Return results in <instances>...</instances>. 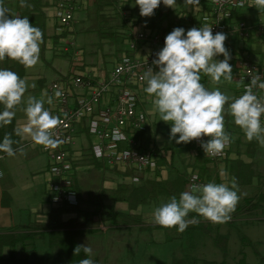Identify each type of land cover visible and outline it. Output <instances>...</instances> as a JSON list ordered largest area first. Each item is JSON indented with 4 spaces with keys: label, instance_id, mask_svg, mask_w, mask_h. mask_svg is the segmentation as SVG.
Wrapping results in <instances>:
<instances>
[{
    "label": "clouds",
    "instance_id": "9594fccd",
    "mask_svg": "<svg viewBox=\"0 0 264 264\" xmlns=\"http://www.w3.org/2000/svg\"><path fill=\"white\" fill-rule=\"evenodd\" d=\"M161 2L169 8L176 4V0H135L142 17L153 16ZM186 2L191 4L193 0ZM20 4L21 7L26 6L25 0H20ZM244 4L245 0H239V7ZM249 7L264 10V0H250ZM226 40V34L217 32L214 35L212 27L207 25L193 27L186 32L183 28H175L165 37L164 47L152 61L158 71L149 67L141 77L146 82L144 92L152 98L153 110L161 121L171 125L169 140L187 144L208 137L200 146L206 156L212 157L223 154L233 142L232 136L225 131V112L248 142L255 140L264 147V123L261 119L264 117V96L254 92V89L264 91V73L257 71L251 75L244 85L243 94L238 97H229L218 87L209 90L201 83L202 75L210 78L213 84L222 80L233 81V68L229 63L231 54L225 47ZM43 43L42 31L33 26L27 16L10 15L0 0V61L7 58L26 69L32 68L40 61ZM218 56H223V60L215 59ZM28 87L26 79L16 72L0 69V105L3 106L0 127L12 123L16 116L14 109L23 102ZM62 95L61 91H55L57 99ZM45 103H53V97L47 91L40 99L28 96L23 109L26 122L16 130V134L30 137L35 145L55 147L57 141L53 130L59 118L45 109ZM14 143L19 142L13 141L11 134H6L0 142V152L9 157L22 153L23 147L13 148ZM240 199L235 178L230 184L193 183L178 198L174 195L156 207L152 221L163 228H176L180 233L197 222L195 217L190 218V213L213 224H224L231 220ZM81 251L88 257L92 254V248L86 244L75 246L73 254L79 255ZM79 264H94V261L85 258Z\"/></svg>",
    "mask_w": 264,
    "mask_h": 264
},
{
    "label": "built area",
    "instance_id": "2783aa9c",
    "mask_svg": "<svg viewBox=\"0 0 264 264\" xmlns=\"http://www.w3.org/2000/svg\"><path fill=\"white\" fill-rule=\"evenodd\" d=\"M78 1L56 0L53 19L57 35L61 36L71 29L76 19ZM207 3L205 10L194 14L193 22L188 20L162 31L144 26L131 29L130 24L126 51L113 68L101 76L86 67L83 51L73 36L62 39L63 45L58 48V52L68 54L71 70L68 75L46 86L48 95L53 97L48 111L59 118L53 130L57 143L55 147L48 148L38 145L49 158L45 185L49 203L53 207L62 209L79 205L74 175L78 170L75 163L80 155H76L74 147L79 134L86 133L81 132L83 128L91 137L89 151L93 157L105 163L109 169L134 172L127 176L132 184L142 180H157L155 174L164 170L160 164L163 153L138 140L137 134L148 131L152 126L149 112L141 99L146 87L141 77L149 67L158 71L152 61L164 47L165 37L173 29L183 28L186 32L193 27L207 25L212 27L214 35L217 32L226 34L225 47L240 49L231 54L235 60V80L240 84L236 97L243 94L244 85L249 82L251 75L257 71L264 73V58L261 60V55L256 53L254 58L248 52H243L242 48L245 43L259 45L264 55V10L249 7L250 0H245L243 7L238 6L239 0H208ZM238 14H245L246 19L237 20L235 16ZM257 48H253V51ZM256 56L260 58L256 59ZM57 90L63 93L58 99L55 97ZM254 92L264 96V91L254 89ZM261 119L264 123V117ZM207 139L203 137L202 140H195L196 153L201 152L212 161L226 160L231 145L219 156H206L200 144ZM187 181L189 187L193 183H208L193 172H189ZM98 221L99 228L106 231L107 226L101 216Z\"/></svg>",
    "mask_w": 264,
    "mask_h": 264
},
{
    "label": "rangeland",
    "instance_id": "374dc122",
    "mask_svg": "<svg viewBox=\"0 0 264 264\" xmlns=\"http://www.w3.org/2000/svg\"><path fill=\"white\" fill-rule=\"evenodd\" d=\"M106 1H112V3L106 4ZM207 1L208 0H193V3L189 4L186 0H176V4L173 8L166 7L161 2L160 6L154 10V15L151 17L140 16V9L139 6L135 4V0H103L104 7L101 12H97L96 7L92 5L93 7L91 10L87 11L85 14V19L91 21L90 28L87 27L88 32L84 29L83 24L79 23L76 26L78 39L86 38L85 42H83L84 58L89 57L90 59H93L95 62L94 64L97 66H103V63L101 62H105L106 66H109L108 68L111 69L113 67L111 64L120 60L124 53V48L128 46L127 39L124 37H118V33L115 32L119 29L124 30L127 27L126 22L131 24V29H137L141 25L145 26V28H153L157 30L169 29L170 27L184 24L185 21L188 20V22H193L194 14L199 13L201 10H205L206 5L208 4ZM94 2L95 0L93 3ZM109 18L114 19L115 30L108 22ZM110 30L111 32H109ZM93 36L97 39L95 43ZM257 47H259V45L251 43H245L242 45V48L244 49L243 52H248V54L252 55L254 58L255 53H259L261 58L256 56V59L260 58L263 60L264 55L261 53V48L258 49ZM253 48H257L258 50L256 51L255 49L253 51ZM226 49H228L232 55L235 53V50H240L231 48L230 46H227ZM93 50L95 51V54L92 57L91 53ZM58 55L62 57L63 54L58 52ZM232 55L229 63H231V61H234L235 63ZM63 57L69 59L67 56ZM215 59L223 60V56H218ZM46 67L47 69H52L50 65H47ZM201 80H203L202 77ZM49 83H52V81ZM204 85L206 88H209V85H212L213 89L216 86V84L211 82L210 78L207 79ZM219 89L223 93L226 92V90L222 88ZM141 97L145 101L146 109L151 112L150 119L152 121V126L140 139L142 142L152 145L165 156V160L161 163L162 169L164 170L155 174L158 181L167 178L166 172L164 171L167 170V172L170 173L173 169L185 173V176H188L189 172L196 173L207 182H227L230 184L233 179L232 175L228 172V162L231 161L229 159L230 152L231 154H236L237 158L234 160L241 158L246 161L255 162L258 165V172L260 175L253 180L251 185L239 186L241 199L236 211L232 213V218L229 222L224 224L208 223L211 225V234H202L199 231L180 233L176 228H161L162 230H160L159 227L157 228L155 225H151L149 227L151 229H148L150 231H145L143 234L145 233L144 235L148 239L146 240V245L152 247L151 252L154 254L153 258H159V264H171L174 255L181 257H196L199 259V264H202L203 260L215 262L225 261L226 264H264V207L257 210H251V205L256 201L258 195L264 192V147L259 146V149L255 152L254 158L250 159L245 154L248 141L240 128L234 125L235 127L233 128L237 137L235 138L232 136L233 142L228 154V159L221 161L209 160L207 163L199 161V165L205 164L209 170L204 174L198 172L193 166L197 162L196 151L195 149L191 150L186 147L188 143L183 144V146H180L178 149L175 148L174 151L166 150L164 148L167 138L170 136L171 125L160 120L159 114L153 110V105L151 103L152 98L149 97L144 90L141 93ZM148 98L151 100H148ZM172 143L174 146L179 145L176 144L174 140ZM81 149L83 152L81 153L79 160L75 163V167L78 169L75 173V182L79 187V191L83 193L85 198L90 201H95L97 198L93 197L94 194L99 193L102 190H113L119 184L134 185L129 180V177H127L130 173L131 175L135 174L134 172L123 173L119 172V170L109 169L100 161H98L100 164L98 165L90 151L85 150L87 148L81 147ZM212 170L217 174L209 175V171ZM140 177H142V175H140ZM152 178H154L153 175ZM164 198L168 199L167 197ZM169 200L170 199H168V201ZM77 207L69 208L76 209ZM126 207L129 208L127 204ZM248 207L250 208L249 210ZM106 209L109 208H105V210ZM98 211L99 210L93 208L92 211L88 213L96 214ZM109 220L110 219L107 218V221ZM216 235H224L228 237L227 257H224L220 248L214 244L213 237ZM27 244L28 245L25 248H17L15 253L18 256L24 257L25 254L28 253V249H31L30 243ZM37 246L38 252L43 253L44 249L41 243L38 242ZM11 252L10 249H5L4 257L6 258ZM142 256L143 255H140L139 258L141 259ZM142 260H144V258H142Z\"/></svg>",
    "mask_w": 264,
    "mask_h": 264
},
{
    "label": "crops",
    "instance_id": "0c3cea01",
    "mask_svg": "<svg viewBox=\"0 0 264 264\" xmlns=\"http://www.w3.org/2000/svg\"><path fill=\"white\" fill-rule=\"evenodd\" d=\"M93 1L94 0L78 1L75 22L70 30L59 36L57 35L55 20L53 19L56 0H42L44 6L41 8L47 19L45 32L46 40L41 45L39 63L32 68L25 69L23 79H26L29 87L25 93L23 102L14 109L16 112L14 119L16 120L18 129L22 128L23 124L26 122L23 109L26 107L28 96L37 99L42 98V93L46 91V86L49 82L68 75L71 70V60H69L70 57L68 54H64L62 57L58 55V48L63 45L62 39L66 36H73L79 48L83 51V42H85L86 38L78 39L76 26L79 23L83 24L84 29L88 32L87 27L90 28L91 21L85 19V14L94 6ZM3 2L9 9L10 15L22 16L21 13L26 8V6L21 7L18 0H3ZM108 22L115 30L114 19L109 18ZM126 24L127 27L124 30L119 29L115 32L118 33V37H124L128 40L130 24L127 22ZM109 32H111V30ZM93 40L95 43L97 39L93 36ZM126 49L127 47L124 48V52ZM91 54L93 57L95 51L93 50ZM63 56H67L69 59ZM88 58H85L86 67L92 68L100 76L105 75L113 68L109 69V66H106L105 62H101L103 66H97L94 64L95 62L93 59ZM46 64L50 65L52 69H47ZM114 64H111V66H114ZM33 84L35 85L34 88L31 87ZM215 87L226 90L225 94L229 97H236L240 89V84L235 79L231 82L222 80L219 84H216ZM215 87L213 89L212 85H209L208 89L215 90ZM148 100L151 99L148 98ZM44 107L47 110L50 109L48 103H45ZM144 108H146L145 101ZM225 108H227V105ZM148 112L150 115L151 112ZM234 125L232 117L228 115V124H225V130L227 127H230L229 129L233 131V136L236 138L237 135L233 128L235 127ZM90 145L91 137L86 133L79 134L74 147L76 155L79 156L83 152L81 147L87 148L85 150H89ZM21 147L24 149L22 153L17 152L16 155L12 157L7 155L0 156V229L19 227L31 222H67L71 219L82 218L94 208L99 210L94 216V220L98 221V217L101 216L102 221L104 220L103 223L105 222L104 224L107 226V230L104 231L99 228V226L90 228L77 239L80 245L86 244L92 248V254L88 258L92 259L94 264H159V258H153L154 254L151 252L152 247L146 245V240L148 239L143 232L150 231L146 227L156 225L152 221V212L156 207L161 205V203L167 202L168 199L160 197L154 200L150 205L140 206L136 211H131V214L141 217V224L124 223L121 214L128 213L126 203H115L110 199H105L103 201L95 199V201H90L84 197L81 191H79V206L76 209L69 207L62 209L55 208L49 203L45 185L49 166L48 156L27 136L21 135ZM235 158H237L236 154H231L230 152L229 159L234 160ZM164 172H166V177H168L167 175H169V173L167 170ZM209 173V175L217 174L213 170L209 171ZM3 192H6L10 196L6 199L5 203H3ZM105 208L109 209L105 210ZM115 215H118L117 223L112 221L113 219L107 221V218H114ZM140 255H143L142 258H144V260L139 258Z\"/></svg>",
    "mask_w": 264,
    "mask_h": 264
},
{
    "label": "trees",
    "instance_id": "16d2710c",
    "mask_svg": "<svg viewBox=\"0 0 264 264\" xmlns=\"http://www.w3.org/2000/svg\"><path fill=\"white\" fill-rule=\"evenodd\" d=\"M114 1V0H113ZM20 3V0H18ZM26 8L22 11V17L27 16L29 21L33 24V26L38 27L43 33V40H46V24L47 19L44 11L41 7H43L42 0H25ZM103 0H95L94 6L96 7L97 12H101L103 5ZM112 1H106V4H111ZM237 20L246 19V15H236ZM162 31V30H161ZM261 48L260 46L258 49ZM257 49V50H258ZM256 50V51H257ZM259 54V53H258ZM231 66L233 68V77L235 76V63L231 61ZM0 69H8L16 72L21 78L25 75V67L20 65L18 62L5 59L4 61H0ZM203 80L201 83H206L208 77L201 76ZM235 79V78H233ZM227 109V108H226ZM0 111H3V106L0 105ZM225 124H228V114L225 112ZM227 127L225 130L231 136H233V131ZM18 129L16 125V120L13 119L12 123L9 125H5L0 127V142L3 141V138L6 134H11V138L13 141H18L19 143H14L13 148L21 147V135L16 134V130ZM82 133L86 134L88 131L83 128L81 130ZM146 132L138 133L137 139L140 138ZM167 138L166 144L164 148L166 150H175V148H179L183 146V144H179L174 146ZM232 144V143H231ZM259 143L255 140L248 142L245 154L250 159H253L255 156V152L259 149ZM189 149H195V140L188 143L186 145ZM7 154L0 152V156H5ZM197 162L195 163L194 168L196 171L201 173L208 172L207 166L199 165V161H203L207 163L210 159H207L203 153H196ZM228 159V158H227ZM165 160V156L162 154L160 159V164ZM95 161V160H94ZM99 160L96 159L98 165ZM211 161V160H210ZM102 162V161H100ZM105 164V163H104ZM106 165V164H105ZM228 172L235 178L238 186H248L253 183V180L258 178V165L251 161L245 162L243 159L238 158L236 160H231L228 162ZM74 175V181H75ZM189 188L187 176L185 173L171 170L168 177L163 180H142L139 184L129 185V184H119L113 190H102L99 193H96L91 196L97 198L96 200L103 201L105 199H110L113 202H124L128 205V213L121 214L125 224H141L142 219L138 215H133L130 212L136 211L140 206L150 205L154 200L160 197H167L170 199L172 196L179 197V194L182 191H185ZM75 189L78 193L79 197V187L75 182ZM10 196L3 192V200L5 203L6 199ZM264 207V192L260 193L256 198V201L251 205V210H257ZM250 208L248 207V210ZM96 214H85L82 218L71 219L67 222H49V223H40V222H31L27 225H22L19 227L9 228V229H0V264H79L81 259L88 258L85 256L83 251L79 255H74L73 250L75 246L80 245L77 241L78 237L87 232L90 228H96L100 225L99 221L94 220V216ZM117 216L115 215L112 221L117 223ZM195 217L196 223H192L189 227L184 231V233L199 231L202 234H211V225L208 224L209 221L204 220L202 217L197 216L195 213H190V218ZM157 228L165 229L158 225H155ZM148 229H151L148 227ZM214 244L220 248L223 252L224 257H227V245H228V237L224 235H216L213 237ZM41 243L44 248V252H38L37 243ZM30 243L31 249H28V253L25 254L24 257L18 256L15 251L17 248H25ZM5 249H10L12 252L8 254V256L4 257ZM31 256V258H30ZM199 259L192 256H176L174 255L172 258L171 264H199ZM202 264H226V262H215V261H207L203 260Z\"/></svg>",
    "mask_w": 264,
    "mask_h": 264
}]
</instances>
